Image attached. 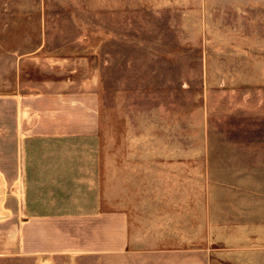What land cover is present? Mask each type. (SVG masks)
Wrapping results in <instances>:
<instances>
[{"label":"rangeland","instance_id":"rangeland-1","mask_svg":"<svg viewBox=\"0 0 264 264\" xmlns=\"http://www.w3.org/2000/svg\"><path fill=\"white\" fill-rule=\"evenodd\" d=\"M37 106L63 133L84 108L109 158H206L210 197L260 229L264 0H0L10 177Z\"/></svg>","mask_w":264,"mask_h":264},{"label":"crops","instance_id":"crops-1","mask_svg":"<svg viewBox=\"0 0 264 264\" xmlns=\"http://www.w3.org/2000/svg\"><path fill=\"white\" fill-rule=\"evenodd\" d=\"M33 110L0 168V264H264V221L210 197L206 158H109L84 108L70 133Z\"/></svg>","mask_w":264,"mask_h":264}]
</instances>
